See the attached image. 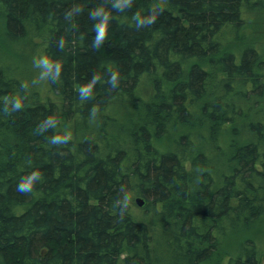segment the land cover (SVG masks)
Wrapping results in <instances>:
<instances>
[{
	"label": "trees",
	"instance_id": "trees-1",
	"mask_svg": "<svg viewBox=\"0 0 264 264\" xmlns=\"http://www.w3.org/2000/svg\"><path fill=\"white\" fill-rule=\"evenodd\" d=\"M0 5L51 96L0 61V264H264L256 0Z\"/></svg>",
	"mask_w": 264,
	"mask_h": 264
},
{
	"label": "rangeland",
	"instance_id": "rangeland-1",
	"mask_svg": "<svg viewBox=\"0 0 264 264\" xmlns=\"http://www.w3.org/2000/svg\"><path fill=\"white\" fill-rule=\"evenodd\" d=\"M247 25L242 33L247 38L259 43L262 47L258 49L264 52V0H256L255 10L246 17ZM39 39H35L31 44L21 41H10L7 39L3 28V17L0 5V61L6 66L8 71L17 77L29 92L36 91L44 98L50 96L44 62L40 52L41 44ZM122 108L114 105L111 110L113 115H120ZM173 140L171 134L163 139L154 141L161 149L166 148ZM262 249L264 242L262 241Z\"/></svg>",
	"mask_w": 264,
	"mask_h": 264
},
{
	"label": "clouds",
	"instance_id": "clouds-1",
	"mask_svg": "<svg viewBox=\"0 0 264 264\" xmlns=\"http://www.w3.org/2000/svg\"><path fill=\"white\" fill-rule=\"evenodd\" d=\"M161 11H162V9H161ZM154 20H155V15H153L151 17L150 22H152ZM112 81L114 82V84L117 83V74L116 73H113ZM41 178H42L41 174L38 171L31 173L27 178L22 179V181L18 184L17 191H19L21 193L31 192L33 190L35 182L41 180Z\"/></svg>",
	"mask_w": 264,
	"mask_h": 264
},
{
	"label": "water",
	"instance_id": "water-1",
	"mask_svg": "<svg viewBox=\"0 0 264 264\" xmlns=\"http://www.w3.org/2000/svg\"><path fill=\"white\" fill-rule=\"evenodd\" d=\"M144 200L141 197L135 198V203L137 206L142 207L144 205Z\"/></svg>",
	"mask_w": 264,
	"mask_h": 264
}]
</instances>
